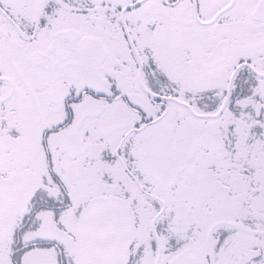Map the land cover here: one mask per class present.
<instances>
[{
  "label": "snow or ice",
  "instance_id": "snow-or-ice-1",
  "mask_svg": "<svg viewBox=\"0 0 264 264\" xmlns=\"http://www.w3.org/2000/svg\"><path fill=\"white\" fill-rule=\"evenodd\" d=\"M0 264H264V0H0Z\"/></svg>",
  "mask_w": 264,
  "mask_h": 264
}]
</instances>
